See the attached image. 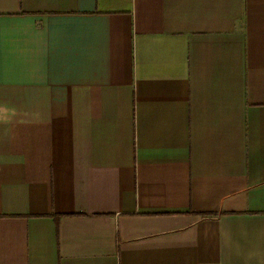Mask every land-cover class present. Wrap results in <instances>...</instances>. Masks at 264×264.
Instances as JSON below:
<instances>
[{"label":"crops","instance_id":"obj_1","mask_svg":"<svg viewBox=\"0 0 264 264\" xmlns=\"http://www.w3.org/2000/svg\"><path fill=\"white\" fill-rule=\"evenodd\" d=\"M0 264H264V0H0Z\"/></svg>","mask_w":264,"mask_h":264}]
</instances>
